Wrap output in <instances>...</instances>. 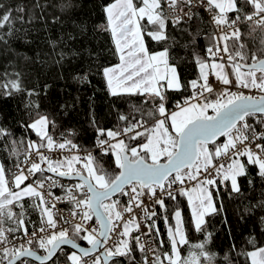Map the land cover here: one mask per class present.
Returning a JSON list of instances; mask_svg holds the SVG:
<instances>
[{
  "label": "snow or ice",
  "instance_id": "obj_1",
  "mask_svg": "<svg viewBox=\"0 0 264 264\" xmlns=\"http://www.w3.org/2000/svg\"><path fill=\"white\" fill-rule=\"evenodd\" d=\"M243 2L250 6L251 11L245 12L238 5V0H141V6H137L133 0H114L105 6L106 30L111 31L120 60L119 64L103 69L110 94H140L152 100L158 98L156 109L165 118L156 120L151 127H146V122L141 119L115 131L98 129L100 136L108 138L99 140L100 147L105 152L112 150L115 154V164L120 171L114 176L95 167L94 157L90 153L83 165L86 174L74 167V163L80 160L79 156L63 161L50 160L40 151L41 148L74 150L77 146L69 139L57 144L46 131L49 123L47 116H40L32 122L29 127L46 139V144H28L39 162L31 159L30 152L26 153L22 163L29 166L25 169L17 165L18 171L11 181L13 187H9L5 165L0 163V264H17L22 257H35L40 264H45L52 260L58 250L62 251L61 245L66 244L78 250L67 255L69 264H89L85 259L87 257H91V264H102V261L108 264L113 257L128 256L133 251L129 239H120L113 246H108V240L113 231H117L120 237H130L133 229H140L134 209L140 208L148 220L157 215L144 205L145 195L156 197L159 190L175 200L173 186L176 185L175 193L186 196L191 205L195 229L205 231V216L218 212L208 188L217 184L216 179L209 178L210 169L223 181H230V191L236 193L241 191L238 177L250 176L247 170L249 165L257 166L258 175L264 179V40L261 41L259 55L253 53L250 57L246 45L241 41L242 24H248L251 32L264 30V0ZM201 8L221 33L212 37V46L206 52L213 57V61L218 57L223 61L220 54L226 53V63L231 67L234 78H230L225 71V62L209 64L197 57L200 79L190 82L194 94L183 105L178 104V110L169 113L165 107V85L161 82H166L168 89L178 90L183 85L176 67L169 64V49L149 51L143 39L145 33L141 22L146 19L153 26L154 30L146 33L149 37L155 41H166L169 38V21L173 26L188 23L194 17H199ZM166 9L170 10V14L166 13ZM15 19L20 17H13L10 9L0 15V29L8 28V32L0 34V40L4 35L12 34ZM229 41L232 42L231 50ZM208 69L215 70L216 79L225 86L222 91H217L209 83ZM0 88L6 90L5 95H11V90L23 91L18 78L0 82ZM231 88L237 91H231ZM245 89L249 91L246 93ZM251 90H257L259 94H251ZM214 93L216 98L208 100L205 94L210 96ZM28 94L33 95L34 92ZM248 117H257L261 130L249 123ZM120 119L128 121L129 118L122 115ZM166 120H170L167 127ZM5 135H8L6 130L0 128V137ZM122 136L133 142L145 137L146 142L133 146L132 143H125L123 138L117 139ZM221 136L226 140L218 144L217 138ZM113 140L115 143H112ZM210 143L212 150L209 149ZM222 156L228 158L227 165L218 162ZM241 157H246V160H241ZM214 159L217 163L213 162ZM44 163L48 172L58 177L78 176L80 183L66 188L64 196H55L51 192L54 187H64L51 176L25 183L37 173L43 174L45 169L41 165ZM191 181L196 182L192 188L184 187L186 182ZM45 183L48 188H45ZM248 183L251 184L252 180L249 179ZM117 194L127 196V203L121 206L118 200H114ZM25 197L33 199L30 207L39 212L38 227L25 214ZM65 199L71 205L67 216L56 207L58 202ZM155 205L166 211L163 198H156L153 201ZM259 206L264 207V201ZM15 208L19 211H14ZM124 213L129 214L126 220ZM77 216L79 222H74ZM93 217L99 224V230L94 226H85ZM173 217L175 226L168 228L170 251L157 254L155 249H148L153 255L149 259L145 254L143 264H214L213 254L206 250L204 241L191 246L197 251H190L186 258L181 257L179 246L189 244L182 227V210L176 208ZM164 220L167 222L168 217L164 216ZM261 220L264 221V217ZM121 227L123 230L119 231ZM147 229L145 235H151L153 231L159 233L155 221L148 224ZM70 230L73 235H69ZM81 233L86 234L81 236ZM211 235L207 233L209 240ZM77 237L87 241L91 247H81ZM132 239L145 253V244L141 243L140 237ZM159 243L163 246L164 241L161 239ZM249 243L253 244L254 250L245 255L251 264H264V246L255 247L254 238ZM33 245L43 249L44 254L37 255ZM101 248L103 252L100 255H93ZM21 264H28V261L22 260Z\"/></svg>",
  "mask_w": 264,
  "mask_h": 264
},
{
  "label": "trees",
  "instance_id": "obj_2",
  "mask_svg": "<svg viewBox=\"0 0 264 264\" xmlns=\"http://www.w3.org/2000/svg\"><path fill=\"white\" fill-rule=\"evenodd\" d=\"M113 2L0 0V5H3L0 15L10 9L13 17H20L14 20L12 34L4 35L3 40H0V82L18 78L23 89L11 90V95H5L6 90L0 88V128L8 133L0 137V161L5 165L8 177L14 166L24 158L30 140L46 144V139L29 127L40 116H47L49 123L46 131L55 142L69 139L83 149L94 146L99 135L98 129L115 131L126 127L129 122L135 123L141 119L147 122L146 127H151L161 118L156 109L158 98L152 100L140 94L113 96L109 92L103 69L120 61L111 31L106 30L104 9ZM133 2L141 6V0ZM238 5L245 12L251 11L243 0H238ZM21 8L23 11H18ZM141 24L145 33L144 41L150 52L169 49V63L176 67L183 85L178 90L164 87L165 107L170 113L191 95L190 82L200 79L197 57L206 62L213 60L206 49L212 46L214 31L203 11L199 12V17L179 26H173L169 21V38L166 41H155L146 34L154 30L146 19ZM6 32L7 27L0 29V34ZM241 33V41L246 45L249 57L253 53L259 55L264 30L251 32L249 25L244 24ZM231 46L232 42L229 41L230 50ZM29 92L34 94L29 95ZM207 97L208 100H214L216 94ZM122 115L127 116L128 121L121 120ZM248 122L260 128L257 117H248ZM139 142H146L145 137H139L134 142L125 137V143H132L133 146ZM209 147L213 149V145ZM240 159L246 160V157ZM94 166L113 176L120 171L112 150L96 154ZM247 170L250 176L238 177L241 188L239 193L230 191V181L218 180L216 185L208 186L218 212L205 216V231L195 229L191 205L186 196L176 194L175 200L166 198V211L158 206L153 220L159 228L158 234L152 232L159 250L170 251L168 228L175 226L173 211L179 208L182 210L183 226L189 240V244L179 246L182 258H186L190 251H197L191 247L193 244L204 241L206 250L213 254L214 264H251L245 255L254 250L249 240L255 239V247L264 246V221L261 220L264 207L259 206L264 201V179L258 175L257 166L249 165ZM249 179L252 180L251 184L248 183ZM115 200L121 206L127 203L126 196L119 195ZM23 203L27 218L39 226V212L30 207L33 199L25 197ZM14 211L19 209L15 208ZM164 216L168 217L167 222ZM207 233L212 234L210 240ZM132 237L130 242L133 251L111 264H143L144 254ZM161 239L164 241L163 246L159 243ZM77 241L88 246L79 237ZM70 251L66 248L67 253ZM57 256L58 261L62 260L60 252ZM24 260L28 264H36ZM53 261L56 263L57 259ZM53 261L49 264H53ZM17 264H21V261Z\"/></svg>",
  "mask_w": 264,
  "mask_h": 264
},
{
  "label": "built area",
  "instance_id": "obj_3",
  "mask_svg": "<svg viewBox=\"0 0 264 264\" xmlns=\"http://www.w3.org/2000/svg\"><path fill=\"white\" fill-rule=\"evenodd\" d=\"M203 11L206 16L208 17V20L210 21V17L208 15V13L204 10V9H200L199 12ZM166 13L170 14V10L166 9ZM229 16L230 17H233V15L231 13H229ZM234 18V17H233ZM212 25V28H213V31H214V36H219L221 35L220 31L218 29H216L214 27L213 24ZM244 24L241 25V28ZM225 31H227V29H225ZM209 55V54H208ZM221 56H223V61L225 62V64L227 65L226 61H227V54L226 53H221L220 54ZM210 56V55H209ZM212 57V56H210ZM219 58V57H218ZM209 83L212 84V86L214 87V89H216L217 91H221L223 85L220 84V82L216 79L215 75L213 72H209ZM194 89H192L191 91V95L185 99L186 100H189L190 97L193 96L194 94ZM231 91H237L236 88H231ZM246 93L249 91L247 89L244 90ZM251 94H254V95H258L259 93L257 92V90H251ZM206 96H208V94H205ZM184 101V102H185ZM184 102L181 104L183 105ZM194 102V101H193ZM200 102L202 103L203 102V98L200 99ZM144 122H146L145 120H143ZM145 126H147V122L145 123ZM142 130V129H140ZM258 131L261 130L260 128L257 129ZM125 139L124 136L122 137H118L117 139ZM103 139H108L106 136H100L98 135L96 140H95V144L92 148H89V149H83L79 146L76 147V149L72 150L70 148H65V149H59L58 147L56 148H53L51 150L47 149L46 147L45 148H41L40 151L45 155L47 156L50 160L52 161H63L65 160L66 158H71L72 156H79L80 157V160L77 162L78 164H84L87 162V157L89 155V153L92 155V157H94L96 154L98 153H108L110 152L111 150L105 152L99 145V140H103ZM226 140V137H224L223 139H221L219 142L223 143L224 141ZM29 142H33L32 140H30ZM57 144L59 143H62V142H56ZM112 143H115V141L113 140ZM31 153V159L33 160H36L37 162H39V158L38 156L36 155L35 151L31 150V149H28L26 153ZM26 156V154H25ZM25 156L24 158L18 163L22 168H27L29 165H25L23 164L22 162L25 160ZM214 163H217V160L214 159L213 161ZM218 162L219 163H224L225 165H227L229 163V160L227 157H220L218 158ZM16 164L12 170V174L10 177H8V180L10 182L9 184V187H13V185L11 184V181L13 180L14 178V175L17 173L18 169H17V165ZM42 168H43V164L41 165ZM211 175L209 178H213V179H216L217 181L218 180H222L221 177H217L216 174H215V171L210 169L209 170ZM41 173H37L35 177H30V180L29 181H26V182H32L34 179L36 178H40V179H43L44 177H48V176H51L53 177V179H55L58 184L60 185H63L64 187H54L51 189V192L55 195V196H64L65 195V189L68 188V187H71L72 185L74 184H77V183H80L79 181H67V180H64L62 178H58V177H55V176H52V175H49V174H45L43 172V176H40ZM196 184L195 181H191V182H186V184L184 185V187L186 188H192L194 185ZM176 185L173 186V190H174V194L176 195L177 193H175V189H176ZM45 188H48V184L45 183ZM156 198H163L164 200L166 198H169L168 196L164 195L163 193H161L159 190L157 191L156 193V197H152L150 195H145L143 197V200H144V205L147 206L149 208V210H154L157 214V211H158V206L159 205H155L153 206V201L156 199ZM128 201V197L126 196V202ZM56 207L64 214V216H67L68 215V209L71 207V205L68 203L67 199H65L64 201L62 202H58L56 204ZM134 212H135V218L137 220V222L140 224V229L137 231L135 229L132 230L131 232V236L130 237H120L118 235V232L117 231H113L111 234H110V238L108 240V246H113L115 243H117L120 239H129L131 241V237L134 235L135 237L136 236H139L140 237V241L141 243H144L145 244V249H146V252L143 253L144 255L147 254L149 256V259L152 258V255L153 253L151 251H148V249H155L157 254H161L163 252H161L157 246V244L155 243V241L153 240V237H152V234L151 235H145L144 233H146L148 231L147 229V225L150 224L154 218L156 217H152L151 220H148L144 217V214L143 212L141 211L140 208H135L134 209ZM124 217H125V220L128 219L129 217V214L128 213H124ZM74 222H79V217L77 216L76 218H74ZM64 227H69V225H63ZM86 227L88 226H94L97 228V230H99V224L98 222L96 221V218L93 217L92 221H88L86 222L85 224ZM38 227V226H37ZM122 227L119 229V231H122ZM29 231L31 232V228H29ZM71 233V230L69 231V235ZM81 234H85V233H81ZM19 235V234H18ZM33 248L37 251H39L40 253L44 254V250L43 249H40L38 248V246L36 245H33ZM103 250V249H102ZM101 250V251H102ZM100 251V252H101ZM100 252L94 254V255H100ZM67 252H66V248L62 249V251H60V255L63 257L64 255H66ZM57 259V257H56ZM89 261V264H91V257H87L85 258ZM37 264V263H36ZM55 264H69V262L67 260H57Z\"/></svg>",
  "mask_w": 264,
  "mask_h": 264
},
{
  "label": "water",
  "instance_id": "obj_4",
  "mask_svg": "<svg viewBox=\"0 0 264 264\" xmlns=\"http://www.w3.org/2000/svg\"><path fill=\"white\" fill-rule=\"evenodd\" d=\"M223 138H224L223 136L218 137V138H217V143H218L221 139H223ZM210 145H212V144L210 143L209 146H210ZM162 162H163V161H162ZM43 168L45 169V171H44L45 174H49V175H52V176L58 177V176H56L55 174L50 173V172L47 171V164H46V163L43 164ZM58 178H62V179L67 180V181H79V182H80V178H79L78 176H75V175H72V176H70V177H58ZM119 195H120V194H117L116 196L113 197V199L116 198V197H118ZM77 243L80 244L81 247H89V248L91 247V245L86 246V245L81 244V243L78 242V241H77ZM63 248H68V249H70V250H72V251H77V252H78V250H77V249H74V248L72 247V245H70V244L61 245V249H63ZM101 250H102V248H101L100 250H98L96 253L100 252ZM35 251H36L37 255H43V254L40 253L39 251H37V250H35ZM59 252H60V250H58L57 253H56V255H55L54 257H52V260L45 262V264H49V263H51V262L57 257V255H58ZM102 252H103V250L100 252V254H101ZM96 253H94V254H96ZM94 254H93V255H94ZM123 258H124L123 256L113 257L111 260H109L108 264H111V262H113V261H115V260H121V259H123ZM24 259H28V260H31V261L37 263V264H40V261L36 260L35 257H22L21 260H18V261H17V263L20 262V261H22V260H24ZM102 262H103V261H102Z\"/></svg>",
  "mask_w": 264,
  "mask_h": 264
},
{
  "label": "rangeland",
  "instance_id": "obj_5",
  "mask_svg": "<svg viewBox=\"0 0 264 264\" xmlns=\"http://www.w3.org/2000/svg\"><path fill=\"white\" fill-rule=\"evenodd\" d=\"M143 39H144V37H143ZM162 51V50H161ZM159 52V51H158ZM212 62H224V61H221L220 59H216L215 61H211V62H208L209 64H211ZM120 63V61L117 63V64H119ZM170 64V63H169ZM116 65V64H115ZM171 65V64H170ZM112 66H114V65H112ZM110 67V66H109ZM208 71L209 72H213L214 73V71L215 70H212V69H208ZM225 71L229 74V77L230 78H234L233 76H232V71H231V67L229 66V65H226L225 64ZM106 79V78H105ZM106 84H107V82H106ZM161 84L162 85H165V87H166V82H164V81H162L161 82ZM221 84V83H220ZM222 85V84H221ZM225 86H223L222 87V89H221V91L223 90V88H224ZM167 88V87H166ZM168 89V88H167ZM211 101V100H210ZM176 110H178V109H176ZM176 110H174V111H176ZM211 113H212V111L209 109V114L211 115ZM38 119V118H37ZM160 119H164V116H161V118ZM168 123H169V125H170V120H166ZM165 126L167 127L168 126V124L167 123H165ZM36 131V130H35ZM170 131H171V129H170ZM37 132V131H36ZM36 144H38V142H36V141H34ZM219 143H221V142H218V144ZM209 149L210 150H212V148H210L209 147ZM163 161V160H162ZM0 163H1V161H0ZM83 165L84 164H78L77 162H75L74 163V167L76 168V169H80V170H82V171H84V173L86 174V172H87V170L86 169H84L83 168ZM6 178L8 179V175L6 174ZM225 182V181H224ZM25 183H29V182H25ZM114 200H115V198H114ZM182 227H183V229H184V226H183V223H182ZM86 234V233H85ZM85 234H80L81 236L82 235H85ZM82 240V239H81ZM82 241H84V242H86L87 244H88V242L87 241H85V240H82ZM89 245V244H88ZM71 252H73L72 250L70 251V252H68L66 255H64L63 257L61 256V258H62V260H67V255L68 254H70ZM57 260H58V256H57ZM102 264H103V262H102Z\"/></svg>",
  "mask_w": 264,
  "mask_h": 264
},
{
  "label": "bare ground",
  "instance_id": "obj_6",
  "mask_svg": "<svg viewBox=\"0 0 264 264\" xmlns=\"http://www.w3.org/2000/svg\"><path fill=\"white\" fill-rule=\"evenodd\" d=\"M64 249V248H63ZM56 259V258H55Z\"/></svg>",
  "mask_w": 264,
  "mask_h": 264
}]
</instances>
